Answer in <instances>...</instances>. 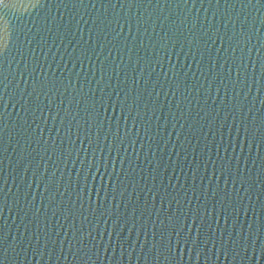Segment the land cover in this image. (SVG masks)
<instances>
[{
    "label": "water",
    "instance_id": "water-1",
    "mask_svg": "<svg viewBox=\"0 0 264 264\" xmlns=\"http://www.w3.org/2000/svg\"><path fill=\"white\" fill-rule=\"evenodd\" d=\"M0 18V264H264V0Z\"/></svg>",
    "mask_w": 264,
    "mask_h": 264
},
{
    "label": "snow or ice",
    "instance_id": "snow-or-ice-1",
    "mask_svg": "<svg viewBox=\"0 0 264 264\" xmlns=\"http://www.w3.org/2000/svg\"><path fill=\"white\" fill-rule=\"evenodd\" d=\"M10 38L8 25L2 18H0V46H4L7 44Z\"/></svg>",
    "mask_w": 264,
    "mask_h": 264
}]
</instances>
